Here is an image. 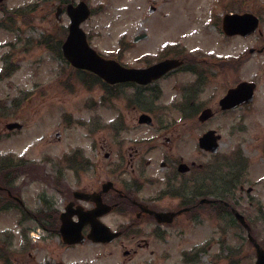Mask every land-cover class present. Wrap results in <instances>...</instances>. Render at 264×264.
<instances>
[{
	"label": "rangeland",
	"instance_id": "1",
	"mask_svg": "<svg viewBox=\"0 0 264 264\" xmlns=\"http://www.w3.org/2000/svg\"><path fill=\"white\" fill-rule=\"evenodd\" d=\"M41 3L42 0L0 1V166L11 164L18 169L11 184L12 195L18 192L31 210L51 208L49 214L55 215L56 208L64 209L66 190L79 188L88 179L98 177L89 171L82 175L80 184H73V170L67 168L70 161H63L66 155L79 151L102 159L96 162L97 171H101L104 179V170L109 168L103 160L105 152L134 153L133 148H138L140 157L153 160L161 158L172 146L182 157L191 154L184 160L204 164L192 170L186 189L192 201L199 205L192 211L187 233L191 235L182 236L167 250L165 243L141 237L138 232L105 245L87 241L68 246L55 230L48 231L32 219H22L16 206L1 204L0 264H175L179 257L172 250L178 249L180 243L186 245L182 241L185 238L201 248L198 261L192 262L196 256L191 253L190 264L216 261L232 264L231 259L237 260L234 264H253L255 251L244 223L249 225L253 238L264 246V159L259 156L261 145L260 150L257 145L251 147L254 136L250 134L251 140L242 145V139L238 142L237 138H231L227 126L221 125L219 119L201 124L197 118L199 110L189 112L187 92L182 86L179 91L173 88L171 79L161 82V94L156 100V97L146 99L148 102L140 107L131 95L104 96L100 86L82 81V77H87L83 72L75 70L69 76V64L43 42L59 36L68 23L67 17L58 21L54 9L47 15L40 8ZM210 4L211 0H89L92 12L82 27L99 54L117 56L124 64L138 66L141 64L138 52L158 42L182 41L186 46L200 43L201 46L197 45L202 50L215 46L220 40L215 27L205 22L208 29L199 28L208 16ZM149 5L156 6L155 14L147 12ZM143 31L148 36L132 50H118L122 42ZM201 99L212 104L217 97ZM191 100L197 106V97ZM145 106L154 107V113ZM141 111L151 115L152 127L138 125ZM10 121L19 122L22 128L7 129L5 124ZM206 127H212L222 136L215 155L197 145V138ZM248 133L246 130L245 135ZM165 136L175 141L167 144ZM243 149L259 159L250 160L247 170L240 172L233 162H238L237 151ZM231 154L235 156L233 160ZM222 155L226 157L221 158ZM109 158L106 162H120L113 156ZM244 163L241 159V165ZM206 167L211 169L202 172ZM55 170H59L60 177L55 175ZM125 170L129 172V168ZM221 177L224 183L229 182L227 187L221 185ZM211 195L233 203V213L222 203L221 207L204 203L215 199ZM166 198L171 202L176 200L169 195ZM166 205L169 204H163ZM122 217L112 214L108 223L116 228L130 221V216ZM125 249L129 250L126 256Z\"/></svg>",
	"mask_w": 264,
	"mask_h": 264
},
{
	"label": "flooded vegetation",
	"instance_id": "2",
	"mask_svg": "<svg viewBox=\"0 0 264 264\" xmlns=\"http://www.w3.org/2000/svg\"><path fill=\"white\" fill-rule=\"evenodd\" d=\"M78 1H85L90 6L89 0H42L40 8L47 15L53 8L54 16L56 17L57 14L60 16L58 21L62 19L61 17L66 16L67 22H69L67 9L74 7ZM147 12L155 14L156 6L152 5L151 9H147ZM254 17H257V26L254 25ZM203 20L200 29L204 31L208 29L205 22L215 27L216 34L220 39L215 46H204L205 49L202 50L201 47H198V45L201 46L200 43L186 46L187 44L182 41L158 42L156 46L141 49L138 52L141 64L136 67L145 68L165 59H176L179 61L177 67L147 83L127 81L108 84L100 79L101 82L98 86L103 87L102 90L106 95L111 94L114 90L124 96L131 95L134 97V101H132L141 107L142 103L148 102L152 97H156V100L161 94V82L171 79L173 88L179 91L182 86L187 92L186 108L189 109V112L196 113V109L199 110L197 118L201 124H211L212 120L219 119L222 122H220L221 125L227 126L231 138H237L238 142L242 139V145L251 140L248 138L250 134L253 135L255 143L251 144V147L257 145L255 147H259L260 150L259 145H261L259 156L260 159H264V136H261L264 134V84L262 83L264 82V0H211L208 16ZM67 26L66 24L62 28L66 30ZM145 33L144 38L148 36L147 32ZM139 41L134 42L133 36L132 40L123 42L121 50L123 52L132 50ZM177 75L179 76L176 77ZM243 82L249 83L251 90L245 89L242 97L239 94H233L232 98H229L227 96L229 92ZM96 83L94 81L93 84ZM193 97L198 99L197 106L191 100ZM202 97H217V99L216 101L214 99L212 104H205ZM145 107L154 113V107ZM205 110L208 111V117L201 120L200 114ZM141 113L150 115L148 111L139 112V114ZM138 125L149 128L154 125V122H151L150 119L148 124L138 122ZM209 128L212 127H206L205 130ZM246 130L249 131L248 135H245ZM180 138L179 136L178 139ZM164 140L167 144L173 141L171 136H165ZM175 150L176 147L172 150V146H169L168 152L163 153L161 158L156 157L153 160L150 157H140L138 148H133L134 153L130 151L113 155L111 152H105L103 160L109 168L104 170L106 174L104 179H101V171H97L99 164L96 162L102 159L90 157L77 151L69 155L70 158L63 159V161H70L69 164L67 163V168L70 171L73 170V184L75 185L82 182L84 173L91 171L98 175L96 179H88L79 188L70 187L68 191H65L66 203L71 204V209H78L81 212L92 211L91 216L96 218L93 224L98 223L99 220L109 227L111 225L108 223V219L112 214L120 217L130 216L128 223H121L116 228L111 227L113 230L120 231L118 237L110 242H96L95 244H109L122 237L127 239L129 235L138 232L141 237H150L155 242L165 243L166 249L169 250L170 244L173 246V243L181 240L182 236L186 237L188 229L191 227L192 211L199 205V202L192 201L193 199L188 195L186 189L188 183L191 182L192 170L202 168L204 164L192 159L184 160L191 154L182 157L175 153ZM123 154H127V157H123L125 156ZM233 155L231 154L229 157L232 159ZM111 156L120 162L116 164L111 163L110 160L106 162L109 157L111 159ZM225 157V155L221 156V158ZM235 159L238 162H233V165L242 172L245 168L247 170L246 165L250 164V160L255 161L259 158L256 155L250 156L243 149V152L237 151ZM241 159L245 161L242 165ZM125 161L126 163H124ZM206 164L209 165L208 162ZM125 168H129V172ZM208 170L209 168L206 167L202 172L207 173ZM220 181L221 185L226 187L229 184V182L224 183L222 177ZM168 195L176 200L171 202L166 198ZM211 197L215 199L204 203L220 207L222 203L224 208L229 209V212L234 210V204L226 201L225 198H220L217 195H211ZM18 198V192L12 195L13 200L18 201ZM164 203L169 205L163 206ZM180 209L182 211L176 213L168 222H159L154 214L157 211L174 212ZM222 210V213L225 212L224 209ZM72 218L78 219V215L73 214ZM90 227L91 224L86 222L82 228L83 233L88 232ZM182 241L186 242V245L183 246L180 243L178 249L172 250L171 248L179 257V260L174 263L178 264L182 261L190 264L191 253H195L194 256H196L192 262L198 261L197 257L201 248H196L191 243V239L185 238ZM226 250L229 252L228 248ZM125 251L127 250L125 249ZM127 253L129 252L127 251ZM218 256L222 255L218 254ZM230 261L234 264V261L237 260L231 259ZM217 263L218 261L212 264Z\"/></svg>",
	"mask_w": 264,
	"mask_h": 264
},
{
	"label": "water",
	"instance_id": "3",
	"mask_svg": "<svg viewBox=\"0 0 264 264\" xmlns=\"http://www.w3.org/2000/svg\"><path fill=\"white\" fill-rule=\"evenodd\" d=\"M67 13L70 22L68 25V33L61 44V49L64 57L76 68L89 70L109 83L126 80L146 83L160 76L171 65L174 66L176 64L173 61H163L145 69H137L124 67L114 59L104 58L88 45L85 33L80 27V23L89 15L87 5L83 1H80L76 7H69ZM6 127L9 129L14 127L20 128L21 124L10 122L6 124ZM211 148L214 149V147ZM72 213V210H68L66 213L61 214L62 223L59 228L64 240L68 243L83 240L80 229L83 222L88 219L87 213L79 211L80 220L73 222L70 219ZM157 215L158 217H163L166 213H158ZM116 235L117 233H112L109 239ZM90 237H94V235L90 233ZM101 237L102 236L96 238ZM255 246L257 253L255 264H264V249L259 248L258 244H255Z\"/></svg>",
	"mask_w": 264,
	"mask_h": 264
},
{
	"label": "trees",
	"instance_id": "4",
	"mask_svg": "<svg viewBox=\"0 0 264 264\" xmlns=\"http://www.w3.org/2000/svg\"><path fill=\"white\" fill-rule=\"evenodd\" d=\"M59 36L57 38H51L50 40H44L43 42L49 47V49L53 50V51H58V56L61 57V53H60V44L61 41L66 33V30L62 28V30L59 32ZM76 72H83L85 76L87 77H82V81L88 85L89 83H92L94 81L100 83V79L94 75L93 73L87 72V71H80V70H76ZM71 73H75V69L71 68L69 71V76H71ZM119 94L117 91H113L111 95H117ZM32 169V168H30ZM17 167L15 168L14 165L11 164H1L0 166V184L4 185V186H10V180L12 179L13 176H15L16 171H17ZM2 204H4V206L6 205L5 202L1 201ZM3 206V207H4ZM50 211L45 212V214L43 215V213H40V216H38L39 218L43 215V218L45 219L44 222H41V226L43 228H45L46 230L49 231H53L57 228L58 226V219L57 217H55V215L53 214H49ZM50 221L49 223H46Z\"/></svg>",
	"mask_w": 264,
	"mask_h": 264
}]
</instances>
